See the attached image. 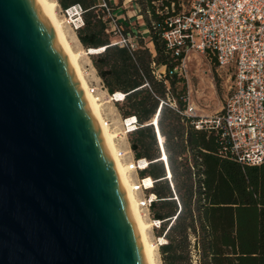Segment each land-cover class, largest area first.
Masks as SVG:
<instances>
[{
	"label": "water",
	"instance_id": "water-1",
	"mask_svg": "<svg viewBox=\"0 0 264 264\" xmlns=\"http://www.w3.org/2000/svg\"><path fill=\"white\" fill-rule=\"evenodd\" d=\"M0 264H146L98 118L39 0H0Z\"/></svg>",
	"mask_w": 264,
	"mask_h": 264
},
{
	"label": "trees",
	"instance_id": "trees-1",
	"mask_svg": "<svg viewBox=\"0 0 264 264\" xmlns=\"http://www.w3.org/2000/svg\"><path fill=\"white\" fill-rule=\"evenodd\" d=\"M105 1L122 34L137 42L136 50L113 43L108 11L96 0H57L63 12L82 9L77 37L87 50L103 49L90 55L98 76L109 94H126L116 103L121 116L137 119L129 142L137 159L150 162L140 176L154 180L151 211L153 220L161 222L157 237L166 240L160 246L163 264H264V164L246 166L222 155L219 135L197 129V118L183 115L190 97L179 70L185 53L175 56L162 30L181 11L180 0H135L139 11L126 20L116 15L111 0ZM138 16L143 24L131 22ZM153 62L163 76L160 81L152 73ZM161 101L158 125L171 182L149 124Z\"/></svg>",
	"mask_w": 264,
	"mask_h": 264
},
{
	"label": "built area",
	"instance_id": "built-area-1",
	"mask_svg": "<svg viewBox=\"0 0 264 264\" xmlns=\"http://www.w3.org/2000/svg\"><path fill=\"white\" fill-rule=\"evenodd\" d=\"M101 1L100 6L106 8L111 20L113 43L126 46L132 51L136 50L138 44L135 39L122 34L109 5L105 0ZM174 6L171 5L172 11H175ZM180 7L181 11L167 20L162 29L163 37L173 54L179 56L182 52L185 53L179 70L186 72L187 53L197 51L214 59L219 69L229 71V79L232 82L223 109L217 116L197 117L190 97L186 99L187 109L183 115L197 118L193 122L197 129L213 130L219 135L222 155L228 154L236 162L246 166L264 164V0H180ZM81 13L79 6L63 12L69 25L75 24V21L79 22L76 30L83 25ZM88 53L91 55L90 49ZM155 67L153 62L152 73L160 81L163 76ZM145 86H148V83ZM90 87L91 93L98 100H101L105 90L115 105L122 102L126 96L123 93L109 94L102 81L99 84H90ZM168 101L175 106L169 97ZM163 104L164 101H161L155 117L149 124L155 129L161 152L159 160L164 162L166 168L165 178L171 182L165 139L158 125V116ZM122 121L123 128L115 133L119 158L130 167L133 190L139 198L144 217L152 221L154 228H160L161 222L153 220L151 211V205L156 199L150 192L154 180L140 176L150 162L147 159H137L129 142V135L138 127L137 119L122 117ZM146 180H150V185L145 184ZM171 186L173 188V184ZM157 239L159 247L166 243L164 238Z\"/></svg>",
	"mask_w": 264,
	"mask_h": 264
},
{
	"label": "rangeland",
	"instance_id": "rangeland-1",
	"mask_svg": "<svg viewBox=\"0 0 264 264\" xmlns=\"http://www.w3.org/2000/svg\"><path fill=\"white\" fill-rule=\"evenodd\" d=\"M96 3L100 5L102 1L96 0ZM132 3L131 0H111L110 5L116 10V15H119L120 11H126L124 5L125 7H129ZM134 3L136 2L134 1ZM57 14L63 23V27L68 34V38L72 43L74 50L84 52L80 62L83 72L85 71L84 75L88 80L89 85L99 84L102 80L99 79L92 58L89 55L88 50L83 47L77 38L76 26L79 25V22L75 21V24L69 25L59 6L57 7ZM132 22L143 24V19L132 20ZM184 75L188 81V91L191 102L196 109V116L204 118H214L217 116L222 111L225 100L230 93L232 82L229 79V71L226 69H219L216 61L206 54L197 51H190L187 53L186 72ZM101 102H105L102 106L104 119L109 125H112L111 129L115 133L118 132L123 128V121L119 107L115 105L113 101H110L105 90L102 92ZM145 219L149 223H152L149 218L145 217ZM149 236L151 242L157 248L158 264H163L159 241L157 239V231L154 226L150 228Z\"/></svg>",
	"mask_w": 264,
	"mask_h": 264
},
{
	"label": "bare ground",
	"instance_id": "bare-ground-1",
	"mask_svg": "<svg viewBox=\"0 0 264 264\" xmlns=\"http://www.w3.org/2000/svg\"><path fill=\"white\" fill-rule=\"evenodd\" d=\"M41 5L43 6L51 24L61 37V40L63 42V45L69 54L72 63L74 65L75 71L80 78V81L85 89V92L91 102V105L95 111V114L98 118L101 131L106 143V147L114 161V164L116 166V169L119 173V176L122 181L125 197L129 206V210L139 237V241L141 244L143 256L145 259L146 264H158L157 259V248L156 246L151 242L150 236H149V230L152 227V223L146 221L141 208L139 204V198L137 194L134 192V184L131 177L130 167L128 164L124 163L119 158V149L116 143V134L111 129L107 121L103 117L102 113V106L105 102H101V100H98L95 95L91 93V87L89 85L88 80L86 79L83 69L81 67V58L83 56L82 51H75L72 43L70 42L68 38V34L66 33L63 23L58 17L57 14V7L58 3L56 0H39ZM103 49H90L91 54H97L102 52ZM117 97H120V95H117ZM146 185H150V180L145 181Z\"/></svg>",
	"mask_w": 264,
	"mask_h": 264
},
{
	"label": "crops",
	"instance_id": "crops-1",
	"mask_svg": "<svg viewBox=\"0 0 264 264\" xmlns=\"http://www.w3.org/2000/svg\"><path fill=\"white\" fill-rule=\"evenodd\" d=\"M57 1V0H56ZM133 3L131 4V6L129 7H125L124 8L126 11H120L119 12V16L121 18V20H126L127 18H132V16L136 15L137 12L139 11L138 6L136 3H134L135 0H131ZM58 3V2H57ZM59 6V5H58ZM60 7V6H59ZM118 13V12H117ZM137 19H141V17H137ZM133 20V19H132ZM131 20V22H132ZM78 38V37H77ZM79 40V39H78ZM80 42V41H79ZM81 43V42H80ZM97 72V71H96ZM100 79V78H99ZM101 80V79H100Z\"/></svg>",
	"mask_w": 264,
	"mask_h": 264
}]
</instances>
